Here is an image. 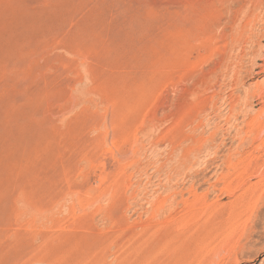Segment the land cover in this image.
I'll use <instances>...</instances> for the list:
<instances>
[{"label":"rangeland","instance_id":"1","mask_svg":"<svg viewBox=\"0 0 264 264\" xmlns=\"http://www.w3.org/2000/svg\"><path fill=\"white\" fill-rule=\"evenodd\" d=\"M255 57L264 0H0V264H264Z\"/></svg>","mask_w":264,"mask_h":264},{"label":"bare ground","instance_id":"2","mask_svg":"<svg viewBox=\"0 0 264 264\" xmlns=\"http://www.w3.org/2000/svg\"><path fill=\"white\" fill-rule=\"evenodd\" d=\"M231 11V10H230ZM246 24H247V22H246ZM250 25V24H249ZM240 27V26H239ZM244 27V26H243ZM246 27V26H245ZM248 27V26H247ZM242 28V27H241ZM241 30V29H240ZM243 31V30H242ZM216 35V34H215ZM236 42V41H235ZM242 43V42H241ZM214 47H216V44H214ZM260 56V55H259ZM262 57V56H261ZM260 59H258V57H255V62H254V68H256V64H257V62L259 61ZM261 60H262V63H260V64H257L258 65V67H260V72H262V71H264V58H261ZM252 62V61H251ZM253 66V65H252ZM259 71H258V73L257 74H259L260 73ZM257 87V86H256ZM258 91L255 89V92H257V97H259L260 99H262L263 101H264V84L262 85V83L260 84V85H258ZM254 92V91H253ZM253 94V93H252ZM255 95V94H254ZM254 95H252L253 97H254ZM261 100V101H262ZM250 125V129H249V131L248 132H250L253 136V140L252 141H259V145L261 146V150L263 151V153H264V122L262 121V119H260V120H257V121H255V122H252L251 124H249ZM251 140H250V142H251ZM244 141V140H243ZM255 156V155H254ZM252 157V156H251ZM239 158V157H238ZM261 159V158H260ZM214 160V159H213ZM231 161V160H230ZM214 162V161H213ZM233 161H231V163H232ZM236 162V161H235ZM225 164H226V162H225ZM225 166H227V168H229V167H231V164H230V162H228V164H226ZM233 167V170L234 171H240L237 175H238V177H241V176H243L244 174H246L247 172H250V171H254V173H256L255 175H257L258 177H261V178H264V174H262L263 172L262 171H260L259 170V168H260V166H259V163H258V161H256L254 164H253V166H249L248 168H245V169H238V167L237 166H232ZM230 170H231V168H230ZM233 170H231V171H233ZM229 171V170H228ZM228 171H226V172H228ZM231 171H229L230 173H231ZM225 172V173H226ZM222 173V172H221ZM214 175V174H213ZM223 175H225L224 177H223V179H226V174H223ZM221 176V175H220ZM251 176H253V175H251ZM217 178H219L218 176H217ZM216 179V178H215ZM220 179V178H219ZM222 179V180H223ZM218 181V180H217ZM227 183V182H226ZM242 183H243V181H242ZM242 183H240V184H242ZM247 183V182H246ZM222 190V189H221ZM226 190V189H225ZM229 192V194H231L232 196L233 195H235V190L233 189V188H228L227 190H226V192ZM262 192V191H261ZM264 192V191H263ZM222 193V192H221ZM253 194V193H255V191H248V190H244V191H242L241 192V194ZM218 226V225H217ZM220 228H222V226L223 225H221L220 224ZM207 227V226H206ZM204 228V227H203ZM220 228H218V229H220ZM208 229V228H207ZM216 230H217V228H216ZM217 232V231H216ZM211 234H213L212 233V231L211 230H204V231H201L200 230V232H196V233H193V235H191V236H189V237H187V239L185 240H183V235L182 234H180V233H177V232H172V231H170L169 229H167V231H166V234H165V237H164V242H163V247H164V252H165V255H166V260H168V262L167 263H165V264H168L169 262L171 263V260L173 259V261H172V263H174L175 261L177 262V261H179L180 259H181V256L183 255V251H185L186 250V246H185V248L183 247L185 244V242H187V245H188V241H190L189 242V245H190V248L191 249H196V250H200V249H202L203 247H205V246H209L210 245V243L212 242L211 240ZM219 234V233H218ZM215 237V236H214ZM189 247V246H188ZM222 247H223V245H222ZM231 247V246H230ZM230 247H228V248H230ZM189 248V249H190ZM183 249H185V250H183ZM189 249H187L188 251H189ZM190 249V250H191ZM193 249V251H195ZM223 249V248H222ZM221 249V250H222ZM186 250V251H187ZM224 250V249H223ZM192 251V250H191ZM224 251H227V250H224ZM219 252H221V251H219ZM229 252V251H228ZM223 253V252H222ZM225 253V252H224ZM227 253V252H226ZM184 254H185V252H184ZM218 254L219 253H217V256H218ZM179 256H180V259L178 260V258H179ZM223 255H220V257H222ZM219 257V256H218ZM222 259V258H221ZM220 259V260H221ZM165 260V261H166ZM205 261V264H212L213 262H215L216 260L214 259L213 260V258L211 259V258H203V262ZM171 263V264H172ZM175 264H177V263H175ZM216 264V263H215ZM218 264V263H217Z\"/></svg>","mask_w":264,"mask_h":264}]
</instances>
